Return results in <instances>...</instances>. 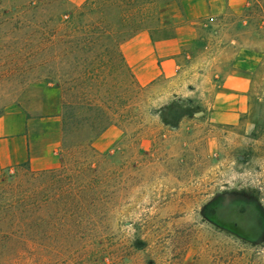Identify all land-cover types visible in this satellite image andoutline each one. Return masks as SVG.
I'll list each match as a JSON object with an SVG mask.
<instances>
[{
	"label": "rangeland",
	"instance_id": "374dc122",
	"mask_svg": "<svg viewBox=\"0 0 264 264\" xmlns=\"http://www.w3.org/2000/svg\"><path fill=\"white\" fill-rule=\"evenodd\" d=\"M83 1L0 0V72L23 71L0 79V113L16 105L34 143L57 141L54 168L0 171V264H264V0L198 20L175 73L140 89L127 88L101 51L95 59L59 43L27 58L52 29L76 37L62 24ZM180 1L110 6L104 21L119 37L137 25L156 43L183 23ZM237 51L257 54L247 109L236 124H213L201 57L227 64ZM83 117L92 129L77 125Z\"/></svg>",
	"mask_w": 264,
	"mask_h": 264
},
{
	"label": "crops",
	"instance_id": "0c3cea01",
	"mask_svg": "<svg viewBox=\"0 0 264 264\" xmlns=\"http://www.w3.org/2000/svg\"><path fill=\"white\" fill-rule=\"evenodd\" d=\"M245 7L246 0H181L178 15L183 23L174 27L173 33L154 43L148 30L134 32L121 42L120 50L137 84L142 87L161 75L175 73L181 48L195 40L194 26L198 20L223 17L227 13L239 15ZM255 55V52L237 51L227 64L211 54L201 57L198 74L212 86L204 112L211 123L233 125L245 113L250 73L258 61L254 60ZM54 117L56 125L51 132L59 137L60 122L57 114ZM30 132L25 114L18 106H7L0 113V171L24 163L32 170L56 166V139L41 145L31 140Z\"/></svg>",
	"mask_w": 264,
	"mask_h": 264
},
{
	"label": "trees",
	"instance_id": "16d2710c",
	"mask_svg": "<svg viewBox=\"0 0 264 264\" xmlns=\"http://www.w3.org/2000/svg\"><path fill=\"white\" fill-rule=\"evenodd\" d=\"M152 1V0H151ZM135 0H100L98 3H96L94 0H84L83 3L78 7V9L74 12L73 15H71V20H68L65 22V24H62L63 26V36L70 35L71 33L76 34V37L72 40H61L59 34L57 33L56 29H52L47 37H41L40 40L34 44L33 48H31L28 57L32 59H38L41 52H47L52 53L55 50H57L59 43L66 44L67 43V50L68 51H93V58H98L99 52H104L105 56L108 58L109 66L111 72L114 74L115 71L120 68L123 77L128 82L127 88L129 89H140L141 86H139L134 78L133 73L129 69V67L126 65L123 55L120 50V44L123 40L130 37L134 32L138 30H143L142 28L138 27L137 25H134L130 27L129 30H127L126 36H120L119 37V30H114L113 26L107 22L104 21V16L106 15L107 9H109L110 6H115L117 9L121 8V4L128 5L133 4ZM99 13L101 16L98 19L90 20V15L94 13ZM89 18V19H88ZM119 27H122V23H119ZM109 41H108V39ZM106 39V42H105ZM56 55L53 54L51 56L54 58ZM42 63V62H41ZM93 71V69H91ZM90 73V72H88ZM98 71L97 68L95 69V77L97 75ZM21 75L23 74V71H16V70H9V71H2L0 72V79L3 78H9L12 75ZM92 74V73H91ZM46 89L51 92L58 91L59 87L57 84L51 85L50 82L46 81ZM86 109L89 108L90 104L86 102L84 105ZM91 120L89 118L83 117L77 125L79 127H88L92 129ZM114 124L113 121H109L106 126ZM106 126L97 129L94 132H102ZM91 148V147H90ZM26 166L28 170V166L26 163L23 164ZM42 172L34 173L32 171H28L29 178H37L41 179L42 175L44 174ZM3 178H0V182ZM21 190H18V187H12L10 186V192L15 193ZM21 193V192H20ZM23 193V192H22ZM39 193V192H38ZM24 196V194H23ZM26 198L27 196L23 197L21 201ZM24 201V200H23ZM36 209H40V204L36 206ZM12 221L9 224H16V218L15 214H11ZM0 222H5L4 218H0Z\"/></svg>",
	"mask_w": 264,
	"mask_h": 264
}]
</instances>
